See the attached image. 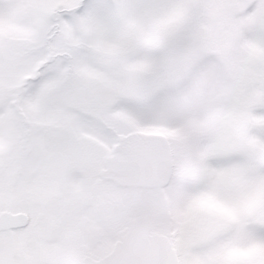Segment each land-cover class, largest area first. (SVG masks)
Listing matches in <instances>:
<instances>
[{"label": "snow or ice", "instance_id": "snow-or-ice-1", "mask_svg": "<svg viewBox=\"0 0 264 264\" xmlns=\"http://www.w3.org/2000/svg\"><path fill=\"white\" fill-rule=\"evenodd\" d=\"M0 264H264V0H0Z\"/></svg>", "mask_w": 264, "mask_h": 264}]
</instances>
